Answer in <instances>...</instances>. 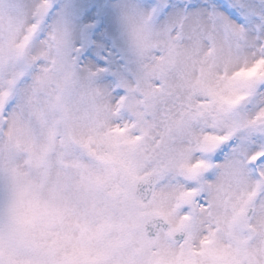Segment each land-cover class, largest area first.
<instances>
[{
	"label": "snow or ice",
	"instance_id": "obj_1",
	"mask_svg": "<svg viewBox=\"0 0 264 264\" xmlns=\"http://www.w3.org/2000/svg\"><path fill=\"white\" fill-rule=\"evenodd\" d=\"M50 8V0H39L32 13L36 22L17 48H24ZM145 8L134 13V51L140 64L134 87L126 76L127 61L113 67V53L97 50L96 40L79 50L91 57L98 72L116 78L117 87L127 93L117 108H126L134 117L115 127L94 120L90 134L81 136L79 143L95 170L74 161L98 188L116 173L127 177L118 201L122 215L118 221L109 217L105 222L117 235L103 248L93 249L71 233L40 225L50 212L53 221L58 219L47 205L37 204L21 219L13 191L9 225L0 228V264H264V0H145ZM77 16L88 21L83 25L85 36H102L104 8L66 5L60 13V37H52L55 45L45 42L46 59L53 47L58 55L68 23ZM51 63H56L55 56ZM42 72L26 89L15 74L0 82V114L19 99L11 135L33 140L38 139L31 127L35 116L44 137L35 158L46 171L48 155L56 147L57 126L68 119L64 92L70 81L66 75L58 93L36 111L33 99L45 90L49 69ZM170 98L176 102L174 111L162 117L164 130L153 136L155 125L149 117ZM196 120L209 130L195 137L193 147L173 155V134ZM101 127L107 129L103 134ZM234 137L238 142L231 156L223 164H213L211 158ZM98 138L106 146L103 151L91 147ZM5 147L12 156L13 145ZM64 147L71 151L70 143ZM194 152L200 153L196 159ZM150 162L151 171L140 175ZM212 168L219 170L217 175L205 180ZM173 172L190 180L191 186L178 183L157 190L155 186ZM138 182L153 186L150 200L138 194ZM204 192L208 196L201 199ZM104 227L88 239L101 235Z\"/></svg>",
	"mask_w": 264,
	"mask_h": 264
},
{
	"label": "clouds",
	"instance_id": "obj_2",
	"mask_svg": "<svg viewBox=\"0 0 264 264\" xmlns=\"http://www.w3.org/2000/svg\"><path fill=\"white\" fill-rule=\"evenodd\" d=\"M38 3L39 0H0V82L15 74L25 81V89L30 88L43 75L42 69L47 67L49 72L46 88L37 92L33 99V109L39 111L58 93L59 85L67 75L70 82L64 97L69 115L64 123L57 126L56 147L48 155V167L45 171L35 158L38 144L44 139L40 135L39 121L35 116L31 117V127L38 139L12 137V121L19 112L21 101L18 99L12 109L6 114H0V228L6 229L9 225L8 207L11 194L15 191L19 218L23 219L30 214L37 204L47 205L49 209L56 210L58 219L53 221L50 212L48 216L41 218L40 225L47 224L54 231L71 233L73 238H80L93 249L103 248L117 235L115 231L108 229L105 222L109 217L112 221H118L122 215L123 205L118 201L127 177L123 173L111 175L103 188L90 182L87 171L74 164V161L79 162L95 170L90 163V154L82 149L79 139L90 134L89 129L94 120L115 127L132 121L134 117L126 108H117L121 95L126 97L127 93L117 87L116 78L98 72L97 65L90 62L91 57L79 50L88 48L90 42L96 40L97 50H110L113 53V67L127 61L130 71L126 76L134 87V74L140 67L134 51V13L147 11L145 0H50L49 14L21 50L17 45L24 41L28 28L36 22L32 13ZM66 5L85 10L104 8L106 22L103 34L99 39L92 33L85 36L83 25L88 21L86 17L77 16L68 23L67 36L58 55L53 47L46 59L45 42L55 45L52 37H60V13ZM154 55L159 56L160 53L156 52ZM53 56L56 58L54 65L51 63ZM175 103L171 98L162 102L158 105L155 116L149 117L155 125L153 136H158L164 130L162 117L167 112L174 111ZM28 116L29 111L26 110L25 117ZM49 122L51 123V118ZM208 130L200 120L190 122L184 131L173 134L170 144L172 154L178 155L184 149L193 147L195 137ZM106 131L105 127L99 129L101 134ZM237 142L234 137L228 146L223 147L219 156L211 158L212 163L223 164L231 156L232 147ZM9 143L13 145L12 156H9L5 147ZM65 143L71 144V151L65 149ZM153 145L154 142L150 141L149 147ZM91 147L103 151L106 146L98 138ZM199 156L200 153H193V159ZM152 166L151 162L145 165L140 175L151 171ZM218 171L216 168L210 169L205 173L204 179H214ZM178 183L187 186L192 184L186 177L173 172L155 188L158 190L165 185ZM137 191L145 200H150L153 196V186L146 182H138ZM207 196L208 193L204 192L201 199ZM127 211L129 214L132 212L130 208ZM101 225L105 226L103 233L88 239Z\"/></svg>",
	"mask_w": 264,
	"mask_h": 264
}]
</instances>
